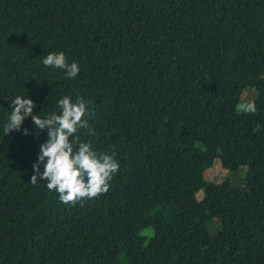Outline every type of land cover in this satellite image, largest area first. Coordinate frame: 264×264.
I'll return each instance as SVG.
<instances>
[{
    "label": "trees",
    "instance_id": "16d2710c",
    "mask_svg": "<svg viewBox=\"0 0 264 264\" xmlns=\"http://www.w3.org/2000/svg\"><path fill=\"white\" fill-rule=\"evenodd\" d=\"M60 52L76 78L43 65ZM17 96L42 118L88 103L107 193L30 183L49 136L31 117L4 135ZM0 264H264V0H0Z\"/></svg>",
    "mask_w": 264,
    "mask_h": 264
},
{
    "label": "clouds",
    "instance_id": "9594fccd",
    "mask_svg": "<svg viewBox=\"0 0 264 264\" xmlns=\"http://www.w3.org/2000/svg\"><path fill=\"white\" fill-rule=\"evenodd\" d=\"M42 63L45 67L64 70L66 78L74 79L80 72L79 65L75 62L69 64L63 52L48 53ZM58 106L60 114L53 112L42 118L41 114L34 115L36 104L32 99L17 96L11 101L12 111L3 132L8 136L14 130L20 131L28 117H31L37 135L48 130L49 139L40 145L38 161L33 164L35 174L30 183L36 185L38 180L46 181L47 189L57 192L62 204L75 206L107 193L120 166L115 153H97L91 142L80 140L79 131L89 128L86 117L93 115L84 99L78 98L73 102L71 97L64 96L58 101ZM247 107L251 112L256 110L254 105ZM23 134H30L29 130L23 129ZM41 164L44 165L42 173Z\"/></svg>",
    "mask_w": 264,
    "mask_h": 264
},
{
    "label": "rangeland",
    "instance_id": "374dc122",
    "mask_svg": "<svg viewBox=\"0 0 264 264\" xmlns=\"http://www.w3.org/2000/svg\"><path fill=\"white\" fill-rule=\"evenodd\" d=\"M231 58L234 60H237L238 62H240L241 64L245 61L246 58V53L238 50V49H233L231 52ZM249 96L248 92H245L244 94V98H247ZM246 102V100H244V103ZM244 103L241 104V106L239 107V109L244 107ZM207 137V133L205 134L204 138ZM228 170H226L225 168H223V166L221 165V162L219 159L215 160L214 166L209 169L206 173H205V177L207 180H212V181H223L225 179V177L227 176V172ZM245 170L242 169L240 171V175H244ZM244 194L245 196L250 199L251 201L255 202L257 200V193L254 191L253 188L251 187H246L244 189ZM199 198H202V194H199ZM149 232H152L151 229H148ZM147 232V230L145 231Z\"/></svg>",
    "mask_w": 264,
    "mask_h": 264
}]
</instances>
